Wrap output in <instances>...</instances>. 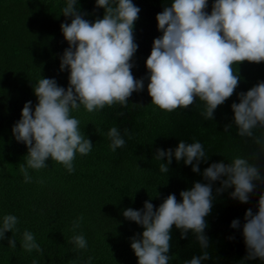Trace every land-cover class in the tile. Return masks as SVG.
<instances>
[{
	"label": "clouds",
	"instance_id": "1",
	"mask_svg": "<svg viewBox=\"0 0 264 264\" xmlns=\"http://www.w3.org/2000/svg\"><path fill=\"white\" fill-rule=\"evenodd\" d=\"M77 5L78 0H63L61 7L66 21L60 29L68 47L59 56V70L67 71V86L41 75L35 83L30 81L36 104L33 107L31 100L25 102L20 119L12 126L15 140L27 147L23 162L18 164L23 182L31 183L29 170L47 168L49 160L71 174L77 155L87 156L92 151V140L81 129L80 119L72 115L82 106L88 113L119 106L116 116L123 117L126 113L122 109L128 107L133 93L143 92L146 86L153 115L157 110H187L199 101L201 117L212 121L217 108L235 94L238 102L230 105L233 118L223 131L231 133L235 127L236 136L249 150L231 159L222 154L227 163L211 162L201 172L200 164L208 163L209 153L200 141L179 139L174 148H156L153 159L161 162L160 173L168 174L175 158L202 175L203 182L194 181L190 188L181 190L179 200L175 193H169L158 206L149 199L141 209L128 207L122 215L143 228L129 237L137 264H170L175 258L169 254L174 227L181 238L191 233L201 249L200 255L182 264H202L211 258L206 217L212 213L216 198L228 192L229 198L250 204L256 197L255 204L245 210L243 223L233 219L230 227L241 230L246 249L238 264L256 259L264 264V80L237 92L241 82L238 66L264 63V0H212L210 12L209 0H171L156 14L157 30L162 34L153 39L145 60L146 74L140 78L132 71L139 47L135 23L140 7L133 0H95V8H102L103 16L89 20L85 18L88 13ZM96 131L100 134L102 130L96 127ZM105 135L113 153L126 147L125 137L133 138L129 128L121 131L115 125ZM36 182L44 183L43 179ZM216 182L219 187L214 194ZM83 219L81 215L71 225L74 235L68 243L74 252L88 248L85 235L77 232ZM19 223L11 213L0 218V241L7 239L11 250L16 249ZM6 232L12 236L6 237ZM19 244L29 254L44 251L27 229ZM93 259L77 257L71 264H92Z\"/></svg>",
	"mask_w": 264,
	"mask_h": 264
},
{
	"label": "trees",
	"instance_id": "2",
	"mask_svg": "<svg viewBox=\"0 0 264 264\" xmlns=\"http://www.w3.org/2000/svg\"><path fill=\"white\" fill-rule=\"evenodd\" d=\"M133 3L141 9L135 23L139 47L132 69L134 76L140 78L146 74L145 60L153 39L162 34L157 30L156 14L171 0H133ZM211 4L209 0V12ZM62 5L63 0H0V218L11 213L20 221L16 249L8 248L7 239L0 241V264H33L34 260L37 264H71L77 257L86 260L89 256L94 257L92 264H137L129 237L143 228L126 220L122 211L128 207L141 209L149 199L158 206L169 193H175L179 200L181 190L190 188L194 181L203 182L202 175L193 173L191 166L183 161L177 163L175 158L169 173H160L161 162L153 159L155 149L174 148L179 139L198 140L209 153L208 163L200 164L201 172L211 162L227 163L225 157L231 159L246 153L249 146L236 136L235 127L231 133L223 131L233 118L230 105L238 102V98L234 94L219 106L212 121L201 117L199 101L187 110L172 113L157 110L153 115L154 106L146 86L143 92L133 93L128 107L122 109L126 113L123 117L116 116L121 110L119 106L100 113H88L82 106L72 115L80 119L81 129L92 140V151L87 156L77 155L75 171L71 174L49 160L47 168L38 172L30 169L32 182L24 183L18 164L23 162L27 147L15 140L12 126L20 119L25 102L31 100L35 106L31 82L35 83L40 75L67 86L68 73L59 70V56L68 47L60 29L66 21L61 14ZM77 6L88 13L86 19L103 16L104 10L95 8V0H78ZM238 71L241 82L237 92L264 80V63L244 62ZM113 125L121 131L127 127L133 133L132 139L125 137L126 147L115 153L109 150L105 135ZM96 127L102 130L100 134ZM38 179L44 183H37ZM216 187L219 182L213 185L214 194ZM255 199L242 204L229 198L228 192L216 198L212 213L206 217L205 231L210 238L207 250L211 258L202 264H238L246 255L241 230L231 228L230 224L233 219L243 223L244 212L255 204ZM81 215L84 219L77 232L85 235L88 248L74 252L68 240L74 235L72 222ZM25 229L35 234L44 250L42 254L36 251L29 254L20 248ZM233 235L235 239H228ZM5 236L10 238L12 233L6 232ZM171 245L169 254L175 258L170 264H182L201 254L193 235L189 233L187 238H181L175 227ZM245 264L262 262L256 259Z\"/></svg>",
	"mask_w": 264,
	"mask_h": 264
}]
</instances>
